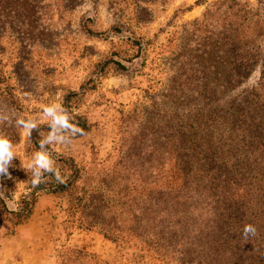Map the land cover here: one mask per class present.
I'll list each match as a JSON object with an SVG mask.
<instances>
[{
    "label": "rangeland",
    "instance_id": "rangeland-1",
    "mask_svg": "<svg viewBox=\"0 0 264 264\" xmlns=\"http://www.w3.org/2000/svg\"><path fill=\"white\" fill-rule=\"evenodd\" d=\"M239 68V90L256 87L264 0H0V264L212 262L147 246L152 166L172 116H196ZM38 153L71 186L33 185Z\"/></svg>",
    "mask_w": 264,
    "mask_h": 264
},
{
    "label": "trees",
    "instance_id": "trees-1",
    "mask_svg": "<svg viewBox=\"0 0 264 264\" xmlns=\"http://www.w3.org/2000/svg\"><path fill=\"white\" fill-rule=\"evenodd\" d=\"M250 73L239 68L234 86L205 92L196 116H172L152 166L158 191L147 246L157 254L185 245L203 248L207 264H264V70L256 87L239 90ZM76 126L87 131L80 119ZM246 225L255 231L245 235Z\"/></svg>",
    "mask_w": 264,
    "mask_h": 264
},
{
    "label": "clouds",
    "instance_id": "clouds-1",
    "mask_svg": "<svg viewBox=\"0 0 264 264\" xmlns=\"http://www.w3.org/2000/svg\"><path fill=\"white\" fill-rule=\"evenodd\" d=\"M50 115L52 113V109H46ZM59 122H64V117H58ZM69 127H72L69 125ZM12 158V153L9 151V146L7 144V141L0 140V172H6L7 169L4 167L8 161ZM35 166L38 167V169H42L44 171L48 172H54L56 175L57 180H61V177L59 175V172L57 169L53 168V162L47 157L45 154L38 153L36 160L34 162ZM41 182V175L39 173L34 175V179L32 181L33 185H37ZM61 182H63L61 180ZM255 229L251 225H246L244 228V233L247 235L248 233L254 232Z\"/></svg>",
    "mask_w": 264,
    "mask_h": 264
}]
</instances>
